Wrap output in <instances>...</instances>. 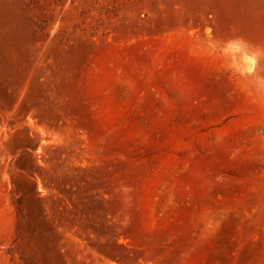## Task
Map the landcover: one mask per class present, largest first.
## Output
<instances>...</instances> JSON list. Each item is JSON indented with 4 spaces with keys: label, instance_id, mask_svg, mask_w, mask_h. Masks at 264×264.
<instances>
[{
    "label": "rangeland",
    "instance_id": "rangeland-1",
    "mask_svg": "<svg viewBox=\"0 0 264 264\" xmlns=\"http://www.w3.org/2000/svg\"><path fill=\"white\" fill-rule=\"evenodd\" d=\"M0 110V264H264V0H0Z\"/></svg>",
    "mask_w": 264,
    "mask_h": 264
},
{
    "label": "bare ground",
    "instance_id": "bare-ground-1",
    "mask_svg": "<svg viewBox=\"0 0 264 264\" xmlns=\"http://www.w3.org/2000/svg\"><path fill=\"white\" fill-rule=\"evenodd\" d=\"M15 110L13 111L15 112ZM6 113L0 110V172H2L6 176H9L8 174L10 172L11 150L8 147V144H9V139L13 132L12 130L24 122L29 124L33 123L32 126H36L35 123L36 121L34 120L35 122H33L32 119L28 117L27 115L28 112L20 113L19 111V113H15L13 117H9L10 116L9 112H8L9 116ZM11 114H12V110H11Z\"/></svg>",
    "mask_w": 264,
    "mask_h": 264
}]
</instances>
